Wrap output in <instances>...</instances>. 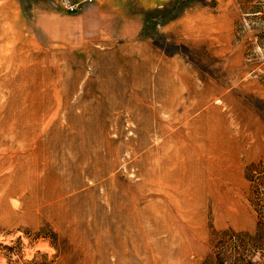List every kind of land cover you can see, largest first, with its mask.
Returning a JSON list of instances; mask_svg holds the SVG:
<instances>
[{
    "label": "rangeland",
    "instance_id": "obj_1",
    "mask_svg": "<svg viewBox=\"0 0 264 264\" xmlns=\"http://www.w3.org/2000/svg\"><path fill=\"white\" fill-rule=\"evenodd\" d=\"M69 1L0 0V264H212L264 220V0L84 43Z\"/></svg>",
    "mask_w": 264,
    "mask_h": 264
},
{
    "label": "crops",
    "instance_id": "obj_2",
    "mask_svg": "<svg viewBox=\"0 0 264 264\" xmlns=\"http://www.w3.org/2000/svg\"><path fill=\"white\" fill-rule=\"evenodd\" d=\"M204 2L212 1L204 0ZM157 3H150V0H92L91 2L79 0L78 11L61 21L63 33L67 39L81 36V43L88 42L91 38L86 41L85 37H96L101 21L107 17L110 27L120 28V37L125 40L131 39L139 33L148 7ZM261 146L260 142L256 147L262 149Z\"/></svg>",
    "mask_w": 264,
    "mask_h": 264
},
{
    "label": "trees",
    "instance_id": "obj_3",
    "mask_svg": "<svg viewBox=\"0 0 264 264\" xmlns=\"http://www.w3.org/2000/svg\"><path fill=\"white\" fill-rule=\"evenodd\" d=\"M192 0H182L158 12L160 24L176 18ZM203 2L204 0H198ZM147 15L146 18H149ZM154 18V17H153ZM212 264H264V220L259 217L253 233L224 230L215 242ZM253 257H257L256 260Z\"/></svg>",
    "mask_w": 264,
    "mask_h": 264
},
{
    "label": "bare ground",
    "instance_id": "obj_4",
    "mask_svg": "<svg viewBox=\"0 0 264 264\" xmlns=\"http://www.w3.org/2000/svg\"><path fill=\"white\" fill-rule=\"evenodd\" d=\"M57 92V91H56ZM48 106V105H47ZM44 109V108H43ZM215 110H217V109H215V108H209V110L203 115V116H206L207 115V117L209 118V116H213V117H215ZM201 117L200 119H199V121H200V123L201 122H204V117ZM206 117V118H207ZM198 124V123H197ZM203 124V123H202ZM200 127H201V124H200ZM213 128V127H212ZM211 129V128H210ZM212 131H213V129H212ZM211 131V132H212ZM212 134H214V133H212ZM220 136V135H219ZM211 137H212V135H211ZM221 137V136H220ZM177 157V156H176ZM199 164H200V166H202L201 165V163L199 162ZM176 173V172H175ZM211 185H213V184H209V185H203V187H204V189L205 190H210V189H212V186ZM213 186H216V185H213Z\"/></svg>",
    "mask_w": 264,
    "mask_h": 264
},
{
    "label": "built area",
    "instance_id": "obj_5",
    "mask_svg": "<svg viewBox=\"0 0 264 264\" xmlns=\"http://www.w3.org/2000/svg\"><path fill=\"white\" fill-rule=\"evenodd\" d=\"M60 4L68 11L73 12L75 10L74 5L69 0H59Z\"/></svg>",
    "mask_w": 264,
    "mask_h": 264
}]
</instances>
